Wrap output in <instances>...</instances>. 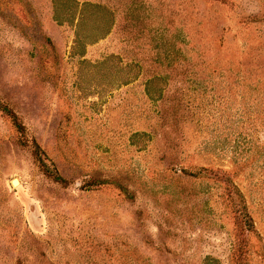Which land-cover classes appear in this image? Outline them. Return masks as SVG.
I'll return each mask as SVG.
<instances>
[{
    "label": "rangeland",
    "instance_id": "374dc122",
    "mask_svg": "<svg viewBox=\"0 0 264 264\" xmlns=\"http://www.w3.org/2000/svg\"><path fill=\"white\" fill-rule=\"evenodd\" d=\"M76 1L0 0V264H264V0Z\"/></svg>",
    "mask_w": 264,
    "mask_h": 264
},
{
    "label": "trees",
    "instance_id": "16d2710c",
    "mask_svg": "<svg viewBox=\"0 0 264 264\" xmlns=\"http://www.w3.org/2000/svg\"><path fill=\"white\" fill-rule=\"evenodd\" d=\"M72 2V3H76L75 4V6H76V8H74V10H70V11H68V13H69V15L70 16H68V17H70L69 19H72L74 16H75V13L77 12V14H78V16L76 17V19L78 18V19H80V18H82V16H83V12H84V9L85 8H87V7H97L96 5H94V4H91L90 2H85V7L82 9V8H79L78 6L80 5L79 4V2L78 1H76V0H67V2ZM60 7H62V5H60ZM58 12L60 13V11L58 10ZM59 16H61V15H59ZM152 82H154V80L152 81ZM2 110L4 111V112H6L7 114H9V115H11L13 118H15V125L17 126V127H19V128H21V124L16 120V115L7 107V106H4L3 108H2ZM36 149H37V151H36V155H37V157L39 156L40 157V154H39V146H36Z\"/></svg>",
    "mask_w": 264,
    "mask_h": 264
},
{
    "label": "bare ground",
    "instance_id": "6f19581e",
    "mask_svg": "<svg viewBox=\"0 0 264 264\" xmlns=\"http://www.w3.org/2000/svg\"><path fill=\"white\" fill-rule=\"evenodd\" d=\"M16 182V181H15ZM17 183V182H16Z\"/></svg>",
    "mask_w": 264,
    "mask_h": 264
},
{
    "label": "water",
    "instance_id": "95a60500",
    "mask_svg": "<svg viewBox=\"0 0 264 264\" xmlns=\"http://www.w3.org/2000/svg\"><path fill=\"white\" fill-rule=\"evenodd\" d=\"M14 184V183H13ZM15 185V184H14Z\"/></svg>",
    "mask_w": 264,
    "mask_h": 264
}]
</instances>
